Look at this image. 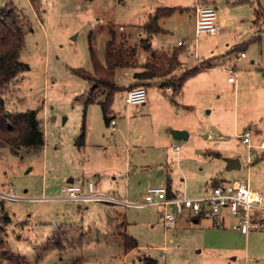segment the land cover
I'll return each mask as SVG.
<instances>
[{
  "label": "rangeland",
  "instance_id": "rangeland-1",
  "mask_svg": "<svg viewBox=\"0 0 264 264\" xmlns=\"http://www.w3.org/2000/svg\"><path fill=\"white\" fill-rule=\"evenodd\" d=\"M211 1L222 33L197 34V0H0V7L13 3L31 24L21 52L29 69L6 88L8 109L38 110L45 140L39 150L22 148L18 154L10 146L0 149V191L12 188L24 197L0 198V216L8 212L10 217L6 264H126L120 245L123 222L117 217L121 214L130 223L128 233L139 238L159 264H264V231L238 232L227 210L225 225L205 216L199 222L189 219L168 226L162 204L126 207L100 200L51 199L63 193L69 178L84 191L93 181L104 195L119 189L118 197L124 188L132 202H142L146 189L166 185L168 177L186 193L197 192L209 165L202 150L182 157L188 140L220 152L214 160L220 176L264 191V156L257 160L254 153L259 149L249 154L240 137L250 129L252 142L259 144L256 131L264 130V20L255 25L250 2ZM158 6L184 8L160 19L165 31L154 36L152 45L168 50L185 41L182 70L197 63L204 66L201 88L191 85L194 90L188 88L181 102L160 79H135L131 88L147 87V101L127 104L123 88L112 107L116 124H107L98 102L86 106L93 82L78 71L93 73L91 47L105 63L106 43L114 36L130 33L129 43H139L142 25ZM146 58L147 52L139 48L138 62ZM138 70L118 68L121 86L130 85ZM229 77L238 80L229 82ZM188 103L200 105V116L187 112ZM177 124L191 132L189 139L173 137ZM83 127L85 145L79 146ZM172 142L180 146L179 154L169 149ZM233 158L240 160V167L230 165Z\"/></svg>",
  "mask_w": 264,
  "mask_h": 264
},
{
  "label": "trees",
  "instance_id": "trees-1",
  "mask_svg": "<svg viewBox=\"0 0 264 264\" xmlns=\"http://www.w3.org/2000/svg\"><path fill=\"white\" fill-rule=\"evenodd\" d=\"M250 2L253 6L254 23L260 25L264 20V0H238ZM176 6H158L149 19L142 25V33L139 43L130 44V33H122L121 38L112 37L106 43L105 59L103 63L91 47V61L93 73L87 74L78 71L84 77L92 80L93 87L86 101V106L98 102L103 110L107 124H110L113 116V102L116 93L124 87L120 86L116 78L118 68H140L134 72V78L140 81L160 79L161 86L171 87L173 94H179L186 81L198 74L204 66L196 64L182 70L181 55L185 52L184 45L174 46L165 50L152 45L155 35L165 30L160 26V19L171 16ZM31 28L27 17L13 3L8 2L0 7V149L10 146L12 151L19 154L22 148L43 147L44 130L36 109L9 110L5 90L17 76L29 69V64L21 59V52L25 47L26 30ZM115 35V29L111 28ZM259 31V30H258ZM260 34L256 38H260ZM139 48L147 52L146 61L138 62ZM77 144L85 145V127L78 137ZM169 194L171 195L169 189ZM10 217L5 212L0 216V264L7 261V226ZM120 232L121 245L125 253H129L138 247L136 237L129 234L122 223ZM144 264H158L157 260L145 258Z\"/></svg>",
  "mask_w": 264,
  "mask_h": 264
},
{
  "label": "built area",
  "instance_id": "built-area-1",
  "mask_svg": "<svg viewBox=\"0 0 264 264\" xmlns=\"http://www.w3.org/2000/svg\"><path fill=\"white\" fill-rule=\"evenodd\" d=\"M195 16L197 34L220 32L221 25L217 18V7L214 4L198 5ZM178 44L185 45V41L180 40ZM241 56L244 57L245 53L242 52ZM229 79L234 80L233 77ZM146 101L147 88L145 86H134L125 94L127 104H143ZM110 123L115 125L116 119L113 117ZM251 135L250 129H246L240 134L242 141L247 144L249 154H253L256 149L264 151V138L260 140L259 144H254ZM170 149L179 152L180 146L173 143L170 145ZM62 192L58 198L68 201H119L112 196L102 194L93 181H88L87 191H84L80 184L67 182L63 184ZM0 198L16 200L24 197L16 196L12 193L11 188L10 191H0ZM144 202L146 204H162L165 207L164 220L168 226H175L185 214H190L193 217L207 216L215 225H220L223 224L224 210H227L235 217L232 224L235 230L245 234L251 231H264V191L244 180L223 181L214 184L199 196L170 195L165 185L150 186L145 193Z\"/></svg>",
  "mask_w": 264,
  "mask_h": 264
},
{
  "label": "crops",
  "instance_id": "crops-1",
  "mask_svg": "<svg viewBox=\"0 0 264 264\" xmlns=\"http://www.w3.org/2000/svg\"><path fill=\"white\" fill-rule=\"evenodd\" d=\"M199 1V2H198ZM207 4V3H210V4H213L212 3V1L211 0H197V2L195 3V5L193 6V9H194V11H196V7L198 6V5H200V4ZM176 7H180L181 9H183L184 7L183 6H176ZM219 33H222V29L220 30V32ZM154 38V37H153ZM180 41V40H179ZM178 41V42H179ZM179 45V44H178ZM174 47V46H173ZM172 47V48H173ZM171 48V49H172ZM169 50V49H168ZM242 53V52H241ZM199 60V59H198ZM181 61H182V59H181ZM183 62V61H182ZM197 64H199V63H197ZM201 65V64H200ZM190 67H192V66H190ZM210 68V67H209ZM204 69H206L205 67H203V69H201V71L198 73V74H196L195 76H192V77H190L187 81H186V83H185V85H184V87H183V90L179 93V94H176V95H179V100L181 101V102H184L185 101V99L187 98V95H186V93H187V90H188V88H191L192 87V90H194V88H193V86H191V85H195V87L198 85V87L199 88H201V81H203V77L201 76L200 77V74L202 73V71L204 70ZM116 78H117V76H116ZM230 78V77H229ZM228 78V80H229V82H234V83H236L237 82V80L238 79H236L235 81L233 80V81H231L230 79ZM117 82H118V78H117ZM135 82V78H134V80H133V82H131L130 83V85H128V86H122V87H124V89H125V92H127L130 88H131V86L133 85V84H135L134 83ZM161 82L162 81H160V83L159 84H161ZM118 84L121 86V84L118 82ZM189 84H190V87H189ZM234 85H236V84H234ZM147 88V87H146ZM169 88V87H168ZM168 88H166L169 92H172V89H168ZM171 88V87H170ZM172 94V96H176L175 94H173V92L171 93ZM176 98V97H175ZM178 105H179V103H177ZM185 104H182V106H184ZM187 105V106H186ZM185 105V109H187V112L189 113V114H194L195 116H200V110H198V108H199V104H192V103H188V104H186ZM115 118L116 119V114L115 113H113V116H112V118ZM234 117L236 118V117H238V103L236 102V105H235V109H234ZM174 127H177V128H179V129H182L183 128V126L182 125H179V124H177V125H174ZM185 127V126H184ZM246 128H248V127H246ZM245 131V130H244ZM189 133V132H188ZM256 134H257V139L258 140H261V139H263L264 138V130L262 131V130H259V131H256ZM206 136L207 137H210L211 136V133L210 132H208L207 134H206ZM191 137V132L189 133V136H188V138L187 139H189ZM183 140V139H182ZM184 140H186V139H184ZM189 141L190 140H188L187 141V143L186 144H184V146L182 147V150L185 148V151H186V155L185 156H182V157H186L187 155H188V153H190V152H192V153H194V154H200L198 151H200V150H202L201 151V153L203 154V157H205L207 160H205L206 161V164H208L209 165V168L207 169V171L201 176L202 177V179H200L201 180V183H200V186H198L199 188L196 190L197 192H191V193H186V191H183V190H181L180 188H178V187H176V186H174L173 185V183H172V178L171 177H168L167 179H166V185L165 186H167V188L169 189V191H170V193L171 194H175V195H187V196H199L200 194L202 195L203 193H205L212 185H214V184H217V183H221V182H223V181H232V180H228V179H226V178H224V177H222V176H220V174L217 172V170H216V166H215V163H214V160L216 159V157L218 158L221 154H220V152L219 151H216V150H210L208 147H206V146H203V147H201V146H199L198 147V145L196 144V143H189ZM172 144H173V142H172ZM257 144V143H256ZM169 149H170V146H169ZM196 151H195V150ZM171 150V149H170ZM172 151V150H171ZM172 152H175V151H172ZM177 154H179V152H176ZM255 155H256V158H257V160L258 159H261V158H263V156H264V151H262V150H257L256 151V153H254ZM202 157V158H203ZM201 158V159H202ZM183 159H185V158H183ZM233 159H235V160H237L238 162H239V166H234V167H240L241 166V163H240V160L238 159V158H233ZM233 167V166H232ZM128 169H131V167L129 168L128 167ZM134 169V168H133ZM161 173H163V171H161ZM130 174V173H129ZM69 179H72V181H69ZM68 179V182H73V178H69ZM234 180H238V179H234ZM75 183V182H74ZM77 184V183H76ZM253 186V185H252ZM254 187H257V188H259V189H262V188H260V186L258 185V186H254ZM86 188H87V184H86ZM121 190H123V191H121L122 193L117 197L116 195H118L117 193V191H119V189H115V191H114V194L115 195H113L112 193H111V195H109V196H112V197H114V198H116L117 200H119V201H114V202H111V203H114V204H121V205H124V206H126V207H131V206H133V205H136V206H140V207H147V206H150L149 204H146L145 202H144V200L142 201V202H132L130 199H129V196H130V194H129V192L126 190V189H124V188H122ZM147 190V189H146ZM59 196V195H58ZM58 196H54V197H51V199H60V198H58ZM62 200H64V199H62ZM106 202H109V201H106ZM164 206H163V209H162V213H161V216H162V218L164 217L163 216V210H164ZM227 212V211H226ZM229 213V212H228ZM224 214H226V213H224ZM118 218H122V222L125 224V229L127 230V227H128V225L130 224L129 223V221H128V218H126V216H124V215H119V216H117ZM201 217H205V216H199V217H193L192 215H190V214H185V215H183L179 220H178V222H184V221H188L189 219H193L194 220V222H199V220H200V218ZM164 219V218H163ZM225 220V219H224ZM177 224V223H176ZM223 224L225 225V222H223ZM238 231V230H237ZM128 232V231H127ZM238 232H240V231H238ZM251 232H254V231H251ZM240 233H242V232H240ZM131 234V233H130ZM245 234V233H244ZM131 235H133L134 236V234H131ZM134 237H136V236H134ZM137 238V237H136ZM138 239V242H139V245H138V247L137 248H135L133 251H131V252H129V253H125L124 251V254H125V256H124V259H123V261H124V263L125 262H130L129 264H144V259L145 258H152V259H155V258H153V257H151L150 256V254H147V252L145 251L146 250V247H145V245L144 244H142L141 243V241H140V239L139 238H137ZM120 245H121V242H120ZM165 247V246H164ZM163 247V248H164ZM123 248V247H122ZM162 255L163 256H166V253L164 252V253H162ZM155 260H157V259H155ZM157 262H158V260H157ZM128 263H126V264H128ZM158 264H159V262H158Z\"/></svg>",
  "mask_w": 264,
  "mask_h": 264
},
{
  "label": "water",
  "instance_id": "water-1",
  "mask_svg": "<svg viewBox=\"0 0 264 264\" xmlns=\"http://www.w3.org/2000/svg\"><path fill=\"white\" fill-rule=\"evenodd\" d=\"M172 135L175 139L182 140V139H187L189 136L188 131L183 130V129H174L172 130ZM230 165L231 166H239V162L235 159L230 160ZM69 181H72V179H69ZM5 216H9L8 212H5Z\"/></svg>",
  "mask_w": 264,
  "mask_h": 264
}]
</instances>
